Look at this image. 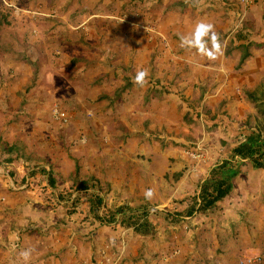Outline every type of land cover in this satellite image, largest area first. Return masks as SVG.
I'll return each mask as SVG.
<instances>
[{
	"label": "rangeland",
	"instance_id": "374dc122",
	"mask_svg": "<svg viewBox=\"0 0 264 264\" xmlns=\"http://www.w3.org/2000/svg\"><path fill=\"white\" fill-rule=\"evenodd\" d=\"M0 264H264V0H0Z\"/></svg>",
	"mask_w": 264,
	"mask_h": 264
},
{
	"label": "clouds",
	"instance_id": "9594fccd",
	"mask_svg": "<svg viewBox=\"0 0 264 264\" xmlns=\"http://www.w3.org/2000/svg\"><path fill=\"white\" fill-rule=\"evenodd\" d=\"M181 48H195L198 53L206 55L209 59H215L216 54L219 51V43L217 42V36L213 31V25L210 23L200 22L197 23L190 36L180 37ZM145 72L140 71L136 76V83L143 82ZM151 191L146 192V196H151ZM24 257L29 256V252L22 253Z\"/></svg>",
	"mask_w": 264,
	"mask_h": 264
},
{
	"label": "trees",
	"instance_id": "16d2710c",
	"mask_svg": "<svg viewBox=\"0 0 264 264\" xmlns=\"http://www.w3.org/2000/svg\"><path fill=\"white\" fill-rule=\"evenodd\" d=\"M260 164V163H259ZM257 167H260L261 166V164L260 165H256ZM53 182H52V180H51V184H52ZM226 193H227V190L226 189H218L217 190V192H216V195L214 196V197H212V200H210L209 202H213V201H215V200H217V199H220V198H222L223 196H225L226 195ZM201 197L202 198H204V195H201ZM97 202L99 203L100 202V199H97ZM111 220H112V218H111Z\"/></svg>",
	"mask_w": 264,
	"mask_h": 264
}]
</instances>
